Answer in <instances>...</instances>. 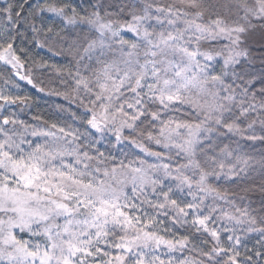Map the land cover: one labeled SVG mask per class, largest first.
<instances>
[{"label": "snow or ice", "instance_id": "6c2138e0", "mask_svg": "<svg viewBox=\"0 0 264 264\" xmlns=\"http://www.w3.org/2000/svg\"><path fill=\"white\" fill-rule=\"evenodd\" d=\"M0 264H264V0H0Z\"/></svg>", "mask_w": 264, "mask_h": 264}, {"label": "trees", "instance_id": "16d2710c", "mask_svg": "<svg viewBox=\"0 0 264 264\" xmlns=\"http://www.w3.org/2000/svg\"><path fill=\"white\" fill-rule=\"evenodd\" d=\"M56 59H59V58H56ZM37 95H39V94H37ZM44 100H49V98H47V97H44L43 98V100H42V102H41V107L42 108H47V107H49L50 105L49 104H45L43 101ZM57 102H59V103H64V101H62V100H58Z\"/></svg>", "mask_w": 264, "mask_h": 264}]
</instances>
